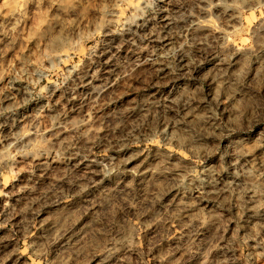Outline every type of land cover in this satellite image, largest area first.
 Listing matches in <instances>:
<instances>
[{"label":"rangeland","instance_id":"374dc122","mask_svg":"<svg viewBox=\"0 0 264 264\" xmlns=\"http://www.w3.org/2000/svg\"><path fill=\"white\" fill-rule=\"evenodd\" d=\"M0 264H264V0H0Z\"/></svg>","mask_w":264,"mask_h":264}]
</instances>
